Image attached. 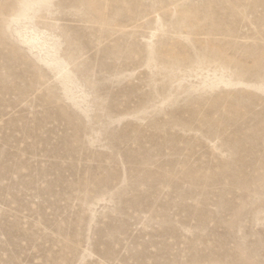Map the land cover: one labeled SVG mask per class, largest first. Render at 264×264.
<instances>
[{
    "label": "rangeland",
    "instance_id": "1",
    "mask_svg": "<svg viewBox=\"0 0 264 264\" xmlns=\"http://www.w3.org/2000/svg\"><path fill=\"white\" fill-rule=\"evenodd\" d=\"M262 67L264 0H0V264H264Z\"/></svg>",
    "mask_w": 264,
    "mask_h": 264
},
{
    "label": "bare ground",
    "instance_id": "2",
    "mask_svg": "<svg viewBox=\"0 0 264 264\" xmlns=\"http://www.w3.org/2000/svg\"><path fill=\"white\" fill-rule=\"evenodd\" d=\"M17 39L21 42L29 46L32 50H36L35 44H37L40 49H43L46 45V41L42 40V37L38 33L26 31L25 34H21V31L16 30Z\"/></svg>",
    "mask_w": 264,
    "mask_h": 264
},
{
    "label": "snow or ice",
    "instance_id": "3",
    "mask_svg": "<svg viewBox=\"0 0 264 264\" xmlns=\"http://www.w3.org/2000/svg\"><path fill=\"white\" fill-rule=\"evenodd\" d=\"M261 71H262V73H264V67H262Z\"/></svg>",
    "mask_w": 264,
    "mask_h": 264
}]
</instances>
